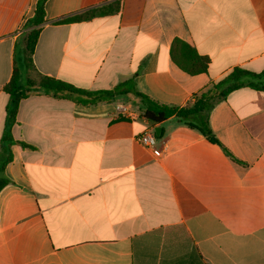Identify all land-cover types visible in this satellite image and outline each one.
Segmentation results:
<instances>
[{"label":"crops","instance_id":"obj_1","mask_svg":"<svg viewBox=\"0 0 264 264\" xmlns=\"http://www.w3.org/2000/svg\"><path fill=\"white\" fill-rule=\"evenodd\" d=\"M39 0H0V149L15 48ZM119 2V12L57 24ZM41 74L89 91L131 78L188 107L234 68L264 70V0H47ZM208 57L191 75L175 40ZM125 106L138 117H126ZM119 99L39 93L21 101L0 192V264H264V90L231 92L209 115L214 142L175 117L153 127ZM168 124V125H167ZM163 129L155 149L137 137Z\"/></svg>","mask_w":264,"mask_h":264},{"label":"trees","instance_id":"obj_2","mask_svg":"<svg viewBox=\"0 0 264 264\" xmlns=\"http://www.w3.org/2000/svg\"><path fill=\"white\" fill-rule=\"evenodd\" d=\"M47 0H39L35 7L34 16L28 20L29 28L23 34L15 48V64L10 81L3 90L9 95L6 106L5 128L1 138L0 149V192L11 183L5 174L6 166L13 160L12 147L20 145L23 148H34L26 142L16 140L12 128L17 122V114L22 100L33 94H49L55 97L80 96L88 100L89 104L98 102H113L123 99L128 103L143 108L141 117L146 119L153 127L161 125L172 117L179 122L195 129L214 142H218L210 129L209 115L212 108L233 91L249 87L255 90H264V70L260 73L252 72L240 67L234 68L219 82L206 91L194 97L188 107H173L160 104L136 89V78L133 77L118 84L110 90L89 91L76 87L64 80L41 74L34 64V53L41 28L46 22L45 4ZM121 4L111 2L98 7L90 8L82 13L58 20L57 24L84 22L96 17L107 16L119 12ZM173 61L184 71L191 75L206 72L209 58L200 56L187 43L175 40L172 47ZM164 130H161L160 136Z\"/></svg>","mask_w":264,"mask_h":264},{"label":"built area","instance_id":"obj_3","mask_svg":"<svg viewBox=\"0 0 264 264\" xmlns=\"http://www.w3.org/2000/svg\"><path fill=\"white\" fill-rule=\"evenodd\" d=\"M118 109L121 110L126 117H129V118H137L138 117L134 112L130 111L128 109V107L118 106ZM137 141L141 145H143L147 148L155 149L156 144H157V135H156L155 129L149 128V129L145 130L144 132H142L137 137Z\"/></svg>","mask_w":264,"mask_h":264},{"label":"water","instance_id":"obj_4","mask_svg":"<svg viewBox=\"0 0 264 264\" xmlns=\"http://www.w3.org/2000/svg\"><path fill=\"white\" fill-rule=\"evenodd\" d=\"M155 131H156V135H157V136H160L161 128H160V127H157V128L155 129Z\"/></svg>","mask_w":264,"mask_h":264},{"label":"rangeland","instance_id":"obj_5","mask_svg":"<svg viewBox=\"0 0 264 264\" xmlns=\"http://www.w3.org/2000/svg\"><path fill=\"white\" fill-rule=\"evenodd\" d=\"M168 125V124H167Z\"/></svg>","mask_w":264,"mask_h":264}]
</instances>
